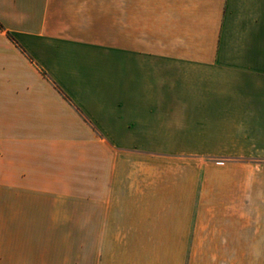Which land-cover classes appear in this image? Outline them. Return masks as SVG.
Listing matches in <instances>:
<instances>
[{
  "label": "crops",
  "instance_id": "0c3cea01",
  "mask_svg": "<svg viewBox=\"0 0 264 264\" xmlns=\"http://www.w3.org/2000/svg\"><path fill=\"white\" fill-rule=\"evenodd\" d=\"M0 264H264V0H0Z\"/></svg>",
  "mask_w": 264,
  "mask_h": 264
},
{
  "label": "rangeland",
  "instance_id": "374dc122",
  "mask_svg": "<svg viewBox=\"0 0 264 264\" xmlns=\"http://www.w3.org/2000/svg\"><path fill=\"white\" fill-rule=\"evenodd\" d=\"M109 41H110V44H111V42L113 41V39H109ZM234 248L235 247H221L222 252H225V249H226V252H232ZM236 250H237V253L238 254H244L245 247L244 246H238V247H236ZM62 256H63V252H62Z\"/></svg>",
  "mask_w": 264,
  "mask_h": 264
}]
</instances>
